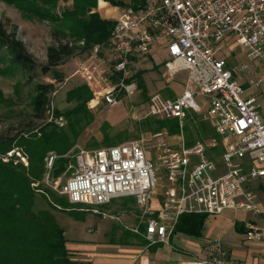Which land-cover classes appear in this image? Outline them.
Segmentation results:
<instances>
[{
    "label": "built area",
    "instance_id": "obj_1",
    "mask_svg": "<svg viewBox=\"0 0 264 264\" xmlns=\"http://www.w3.org/2000/svg\"><path fill=\"white\" fill-rule=\"evenodd\" d=\"M115 21L109 41L93 45L73 73L91 92L88 107H114L121 94L135 95L139 83L133 59L150 56L155 44L162 45L168 54L166 74L174 77L188 70L190 75L176 99L153 93L150 115L177 120L183 130L192 110L210 123L215 136L190 146L180 136L178 148L166 140L165 131L106 148L76 146V162L71 166L75 171L65 183L55 181L54 189L81 211L103 218L109 216L104 208L113 200L134 198L145 227L144 233L139 228L135 231L150 245L168 243L182 215L250 212L258 222H247L248 239L263 245L260 264H264V192L260 198L250 187L264 180L261 104L257 96H245L227 61L217 57L225 37L235 38L238 46L248 50L249 58L261 61L263 72L254 86L264 85V0H153L144 7L128 6ZM246 68L240 65L241 70ZM199 96L210 99L207 112L197 102ZM57 122L64 125L62 117ZM219 143L224 173L213 152ZM150 150L156 151V162L149 158ZM8 155L13 156L12 152ZM54 160H48V168ZM22 161L28 165L25 157ZM162 172L166 176L163 201L154 207L152 194L160 186ZM205 250V257L186 264H236L221 240L209 242Z\"/></svg>",
    "mask_w": 264,
    "mask_h": 264
},
{
    "label": "trees",
    "instance_id": "obj_2",
    "mask_svg": "<svg viewBox=\"0 0 264 264\" xmlns=\"http://www.w3.org/2000/svg\"><path fill=\"white\" fill-rule=\"evenodd\" d=\"M3 1L20 10L26 17L38 18L55 25L54 35L59 44L48 48L47 62L44 64L36 62L25 44L16 39L14 32L9 33L1 22L0 49L5 48L12 58L11 65L20 68L23 73H50L57 83H63L65 80V75L59 67L73 58L77 51L85 55L93 45L107 43L116 23L115 20L104 19L98 13L99 0ZM105 1L115 5H125L124 0ZM147 3V0H131L126 6L139 8ZM105 5L108 4L100 1V10ZM81 41L85 42V46H78ZM5 72L6 69L0 67V73ZM143 72L144 70L138 71L136 79L139 87L146 93L142 84ZM52 89L51 84L37 86V95L33 100L34 118H43ZM91 98V92L84 84L68 94L70 101L78 102L76 110L72 112V117L75 119L70 121L69 130L47 125L39 129L40 135L32 133L33 128L26 130L28 134L18 132L14 136L0 135L1 156L11 152L15 147H22L29 162L27 167L20 162L15 164L14 160L4 163L0 159V264H88L73 260L69 254L65 229L59 224L56 216V213L65 210L59 209L43 195L41 196L48 208H40L42 206L38 204V188L33 187L32 184L44 179L49 152L58 155L50 172L52 179L61 176L70 163L76 162V159L65 155L76 144L81 132L95 120L94 115L86 110V103ZM149 99L148 96L144 97V101ZM146 121L148 122L149 119L147 118ZM200 123L202 130L199 133L203 137L215 136L210 123ZM157 124L158 127L152 131L166 128L172 133L170 135H177L176 131L180 129L177 120H158ZM194 143L193 140L187 141L186 145L190 146ZM44 192L55 204L61 203L50 189H44ZM206 216L182 215L175 231L190 235L199 234Z\"/></svg>",
    "mask_w": 264,
    "mask_h": 264
},
{
    "label": "rangeland",
    "instance_id": "obj_3",
    "mask_svg": "<svg viewBox=\"0 0 264 264\" xmlns=\"http://www.w3.org/2000/svg\"><path fill=\"white\" fill-rule=\"evenodd\" d=\"M100 1L106 2L100 10ZM149 3L153 0H147ZM131 0H124L125 5H115L109 1H98V13L104 19L116 20L124 14L125 8H127ZM0 22L5 26L9 33H15L16 39L23 42L27 47L28 52L33 56L34 60L40 64L47 62V50L52 45H58L59 42L55 37V25L38 18H30L24 16V14L12 5L7 4L3 0H0ZM224 48L221 52H218V58H226L228 56V47L224 44ZM167 51L162 45H154L153 53L151 56H138L133 59L136 73L144 70L142 74L143 81H146L147 91L143 92L141 88L131 98H128L124 93L119 96V104L114 107H107L105 104L96 109H90L88 102L86 103V110L91 112L95 120L94 122L85 128L76 144H74L65 157L75 159V147L92 150L106 148L109 146L119 145L131 140H135L140 136L146 138L155 132H167L168 136L166 140L173 136H183L185 142L187 141H201L207 138L203 137L199 131L202 130V124L200 123L201 114H197L192 110L188 111V117L184 122V129L182 130L179 124V130L176 131L177 135L172 134L170 130L163 128L159 131H152V129L158 127L157 117L151 116L149 113V105L147 101H143L145 96H149L154 92H159L160 86H164L167 78H171L173 86H185L189 78V71L183 70L176 74L174 77H168L165 73V61L167 60ZM84 54L80 51L76 52V55L68 60L65 64L61 65L59 69L64 73L65 80L63 83H57L52 74L37 73H23L18 67H14L11 62V56L5 50L0 49V67L5 73H0V135L9 134L14 136L18 132L28 134L30 128H33L32 133L39 134V129L47 127V125H54L59 129L69 130L71 125L70 121L75 119L72 117V112L76 110L78 102L70 101L68 94L75 88H80L83 82L74 77L73 73L77 64L82 61ZM165 74V76H164ZM145 78V80H144ZM39 84H51L53 85L52 92L49 94V101L45 106V113L42 119H36L33 117V100L37 95V86ZM148 93V94H147ZM198 103H201L197 99ZM57 112L59 114H57ZM64 119V125L57 122L59 118ZM137 118L141 120L137 123ZM149 119L147 122L146 119ZM204 121V120H203ZM176 122V121H174ZM175 139V137H173ZM172 140V139H171ZM178 138L175 139L177 141ZM178 144L174 145V148H178ZM13 156L6 155L1 156L0 159L4 163H8L14 160L15 164L25 163L22 161V157H26L24 149L22 147H15L11 151ZM213 152L218 155L217 165L220 172L226 171L224 162L221 159L223 152V146L218 144ZM156 151L150 150L148 153L149 158L156 162ZM51 157H55L54 163L58 158L55 152H49L46 158L47 172L42 181H35L38 184L35 188H38V204L40 208H48L43 196L48 200L64 209L65 211L56 213L59 224L65 229L66 237L69 239V244H73V239H77V235L80 231H83V236L91 235L88 231L89 226L94 223L95 216L91 213L81 211L79 207L71 204L66 198L61 196L58 191L53 187L55 181H59L61 184L75 171L71 168L75 163H70L67 170L58 178L52 179L50 172L53 169L48 168V160ZM196 161V158H194ZM29 163V162H28ZM53 163V165H54ZM26 166V165H25ZM28 167V165H27ZM162 174V173H160ZM159 174V175H160ZM48 178V180H47ZM49 181V183H47ZM44 189H50L58 198L61 203H54L52 198L49 197ZM40 191H43L41 193ZM71 211V212H69ZM136 239H142L138 235ZM71 256V255H70Z\"/></svg>",
    "mask_w": 264,
    "mask_h": 264
},
{
    "label": "crops",
    "instance_id": "obj_4",
    "mask_svg": "<svg viewBox=\"0 0 264 264\" xmlns=\"http://www.w3.org/2000/svg\"><path fill=\"white\" fill-rule=\"evenodd\" d=\"M223 43L229 50L228 56L222 59H225L228 68L234 71V76L245 90V96H257L261 104L260 113L264 120V85L260 88L254 86L263 72L261 61L249 58L248 50L238 46L233 37H225ZM166 55L168 59V54ZM242 64H246L247 68L241 70ZM171 81V78H167V82L165 81L164 86H160L158 90L166 98L176 99L183 94L186 86H173ZM145 83L146 81L142 78V84L147 91ZM196 88L199 89L200 86ZM197 99L201 102L203 112H207L210 99L203 96ZM147 102L149 105V100ZM199 120L206 122L203 121L202 115ZM140 121L137 118V123ZM173 137L178 140L175 141ZM173 137H171L172 140L169 139L170 142L178 144L180 136ZM245 163L247 166L251 164L249 160ZM160 177V186L152 194L154 207H158L163 201L162 188L166 182L165 173L162 172ZM250 187L261 198L264 192V180H256L250 184ZM104 210L109 216L103 218L94 215L96 217L94 223L88 229L91 235L83 236V231H80L77 239H73V244H67L73 260L88 264H186L205 257L208 243L218 239L223 242L229 256L236 261V264L261 263L263 245L248 239L247 222H258V218L250 212L226 210L219 216L207 215L199 234L190 235L176 232L174 229L169 235L168 243L150 245L141 234L145 232V227L141 225L140 209L134 198L115 199ZM137 228L141 233L135 231ZM137 235L142 239H136Z\"/></svg>",
    "mask_w": 264,
    "mask_h": 264
}]
</instances>
